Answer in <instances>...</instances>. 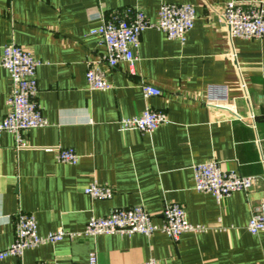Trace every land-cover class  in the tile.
Returning <instances> with one entry per match:
<instances>
[{
    "label": "crops",
    "instance_id": "1",
    "mask_svg": "<svg viewBox=\"0 0 264 264\" xmlns=\"http://www.w3.org/2000/svg\"><path fill=\"white\" fill-rule=\"evenodd\" d=\"M228 2L264 5V0H0V56L12 40L41 62L37 102L49 122L27 130L22 148L13 134L0 135V249L14 241L13 216L19 210L35 215L42 235L77 232L92 216L136 205L161 225L167 202L184 204L189 222L208 226L176 241L160 231L65 237L0 264H88L93 251L99 264L150 258L160 264H264V230L247 229L264 202V39L230 42L221 18ZM164 3L194 5L186 41L145 29L132 70L127 62L110 67L101 38L91 34L101 23L97 15L135 6L157 22ZM89 67L100 69L111 87L90 90ZM142 82L162 95L146 98ZM10 90V75L0 66V122ZM148 107L166 112L168 122L147 133L119 124ZM55 147L74 148L78 163L58 162L56 152L47 150ZM211 160L255 177L254 187L221 202L197 191L193 166ZM93 181L110 184L114 196L89 197L85 189Z\"/></svg>",
    "mask_w": 264,
    "mask_h": 264
},
{
    "label": "built area",
    "instance_id": "2",
    "mask_svg": "<svg viewBox=\"0 0 264 264\" xmlns=\"http://www.w3.org/2000/svg\"><path fill=\"white\" fill-rule=\"evenodd\" d=\"M98 18L101 23L91 30V34L98 35L105 46L104 61L110 67H115L120 62H127L132 70L137 59L135 50L140 45L141 34L145 29H158L169 39L184 43L187 34L193 28L196 9L194 5L188 3H164L159 7L157 22L148 20L143 10L135 6L114 10L108 15L100 13L97 15ZM221 18L228 27L231 43L234 38L264 39V5L262 3L228 2L221 13ZM232 56L235 57L234 51ZM40 63L30 51L12 40L3 47L0 56V66L8 71L11 79V90L6 100L8 111L0 122V135L3 132L13 134L17 148L26 146L24 133L27 130L49 124L37 102V68ZM86 77L90 90H107L111 87L100 69L89 67ZM141 89L146 98L162 95L161 89L146 82H142ZM250 118L254 119V114L251 113ZM167 122L166 112L149 107L139 115L119 120L122 127L135 128L141 133L152 132ZM47 150L56 152L58 162L76 164L79 161L80 156L74 148L55 147L47 148ZM193 173L195 189L199 192L211 193L217 202H221L233 192L250 191L256 182L255 177L243 176L237 171L222 168L217 160L195 164ZM85 193L92 199L105 200L114 196V189L110 184L93 181L88 184ZM162 217L163 222L158 225L141 205L116 207L105 216H92L80 231L59 229L42 235L38 231L35 215L19 210L13 216L14 241L8 247L0 249V262L10 256L22 259L27 249L56 243L65 237L74 240L81 236L135 233L149 236L160 231L176 241L184 232L208 230L206 225L189 222L185 205L182 203L167 202L163 208ZM247 229L252 234L264 230V202L254 211ZM37 264L48 263L41 261ZM88 264H99L96 252L90 253ZM137 264L160 263L156 258H150Z\"/></svg>",
    "mask_w": 264,
    "mask_h": 264
}]
</instances>
